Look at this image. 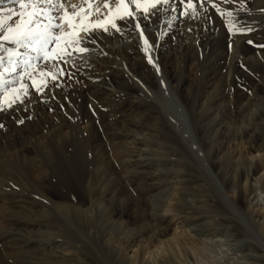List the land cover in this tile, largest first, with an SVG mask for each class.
Segmentation results:
<instances>
[{"label":"rangeland","instance_id":"374dc122","mask_svg":"<svg viewBox=\"0 0 264 264\" xmlns=\"http://www.w3.org/2000/svg\"><path fill=\"white\" fill-rule=\"evenodd\" d=\"M210 1L197 0L193 8L184 7L177 13L160 47V56L168 59L169 76L182 79L180 88L199 116L200 132L191 138L188 126L193 117L184 122L172 101L165 108L145 94L151 106H137L138 100H144L138 85L126 68L117 67L114 84H127L133 96L103 105L97 98L82 104L80 96L73 97L82 104L88 129L78 132L76 149L86 154L87 162L81 186L68 193L75 195L72 200L61 195L74 188L73 181L61 179L52 163L70 145L67 141L56 145L54 135L47 131L51 128L46 129L41 121L43 113L52 114L55 129L60 130L68 120L65 110L70 97L63 103L46 96L39 102L48 107L30 113L23 107L27 96L9 103L12 96L5 97L0 90V264H172L180 248L202 239L195 233L213 236L235 225L242 227L236 229L232 241L237 250L247 254L251 246L260 248L251 228L237 219L222 194L233 195L235 176L244 165L241 147L251 154L257 148L264 151V1L258 9L255 2L259 0H219L218 5ZM216 20L224 26L223 34L209 27ZM234 38L247 40L244 45L249 54L242 60L237 57L236 73H229ZM19 51L22 58L15 72L4 71V80L14 81L17 88L23 83L27 91L43 97L47 91L39 93L29 75L18 78L23 73V58H33L36 67L31 76L40 75L41 69L47 72L51 62L35 59L29 49ZM96 52L99 49L85 57L66 56L67 64L61 61L67 71L65 81L71 82L67 93L82 88L72 80L76 70L68 69L76 68L73 58L97 60ZM0 57L6 69L7 53L0 51ZM248 58L252 59L248 62ZM45 78L55 86L60 83L50 75ZM60 86V92L67 90ZM3 87L10 89L13 84ZM91 87L83 86L82 92ZM132 117L153 124L143 132L148 138L141 137L139 144L135 136L122 134L128 122L119 123ZM207 158L216 162L212 174ZM220 220L228 225L220 228Z\"/></svg>","mask_w":264,"mask_h":264},{"label":"bare ground","instance_id":"6f19581e","mask_svg":"<svg viewBox=\"0 0 264 264\" xmlns=\"http://www.w3.org/2000/svg\"><path fill=\"white\" fill-rule=\"evenodd\" d=\"M263 1L264 0H259L258 2H255L256 9H258L262 5ZM64 2L68 6H70L73 3L77 5H81L83 4L84 0H64ZM96 2L98 3L99 0H96ZM109 2L111 4V0H109ZM210 2L208 3L217 4L219 3V0H211ZM186 3L187 0H185V4ZM197 4H198L197 0H193V5L196 6ZM184 7L185 5L180 4L179 0H169L168 5L160 4L157 5L156 9L149 8L147 14L143 12L136 13V15L139 17L138 22L141 23V30L144 31L145 38L149 42L147 51L145 50L144 42L140 37V30H136L134 28V23L136 21L133 22L132 27L125 26L123 28L122 33H114L113 35H109L103 32H93L90 35V37L84 41L87 44L88 51L85 53L72 52L71 54L73 56H77V55L84 56L92 50L94 51L99 49V52H96V56H95L97 60H94L92 58L93 61H88L86 59L85 60L82 59L81 57L73 58L75 61L76 68L72 67L68 69L71 70V73H73V71L75 72L76 70L75 73L77 74V77L76 78L72 77V80H74L79 85H82V88H78V90L74 89V91L67 93L68 91L67 88L69 86L67 85V83H71V82L65 81V79H67L66 70H64L65 75H63V78L59 77V75H58L59 78L58 77L56 78L57 80H60L61 83V84L60 83L57 84L56 86L50 82L51 80L48 81L47 78H45V76L44 77L40 75L32 76L35 78L37 83L41 84L42 86L41 91L43 92L47 91V92L43 95V97H39L37 93L32 91L31 89L27 91V95L25 96H27L28 99L27 98L25 99V103H23V107L28 112L31 113V112H35L37 109H39L40 111L42 108H47L48 106L40 105L39 102L41 98L43 99L47 98L46 96H48L47 98L48 100H50V98L53 97V98H57L59 102L62 101L63 103L65 99L70 97L69 100L71 101V104H67L68 108L65 110V112L68 113L67 114L68 120L62 128L60 127L61 128L60 130L55 129L56 126H54V120H55L54 115L43 113L44 119L41 120L43 122L42 123L43 126L46 129L51 128L50 130L47 131L49 132V135H54L55 142H57L56 145L61 144L62 142L65 143L66 141L70 145V147L67 148L68 150H64L67 153H65L64 151L62 153L60 152L61 154H59L58 157L54 158L52 162L53 165L55 166L54 171L59 175L61 179L71 180V182L69 181V183H72V181L74 183L72 184L74 185V188L70 189V191L68 189L66 191V189L64 188L65 193L61 195L62 199L72 200V198L75 196L72 193L77 192L76 190L79 189V187L81 186V185L79 186L80 184L79 182L81 181V177H82L81 173L86 167V162H87L86 154L78 153L76 149V147L79 146L77 141L78 132L84 133V131L88 129L86 124H84L85 121H84V117L82 116L83 115L82 113L83 109H81L82 104L86 100L93 101L95 98H97L98 100H100V103L103 105L106 102H112L113 99L118 97L133 96V94H131L129 91L132 88H129L127 84H122L120 82L114 84L116 82L114 80L116 79L117 76L116 75L117 67L126 68L132 74L131 76H133L132 78L134 80V83H136L135 85H138V86L135 85L134 86L136 88L138 87V89L139 88L141 89L140 92L138 89L137 91L138 93H140L142 98H144V100H138L137 103L135 102L133 103L137 104V106L143 104H147L148 107L151 106L148 100H145L146 99L145 94H147L148 97L150 96L154 98L159 104H161L165 108L169 106L168 102L172 101L177 111L180 113V116L183 117L184 122L191 121L192 119L191 117H193L192 119L194 120L193 123H191L189 126L187 125L191 138H193L194 134L195 135L196 133L198 134L199 130L197 131V129L198 127H200V125L197 127L196 121L199 116L197 113L192 112L194 107L192 104H188L190 101L189 102L187 101L186 98L187 96L182 92V89L180 88V85L182 87V83H181L182 79L173 78L176 81L177 85L173 84L174 83L173 79L169 76V71L166 68L167 64L165 65V62L168 59L165 60L163 56H160V47H162L161 45L164 39L168 36L169 32L171 31L170 30L171 26L174 24L169 22L172 19H174L175 15L180 11H182ZM9 8L13 10L12 13L8 12ZM130 8L132 11L134 12L136 11L134 4L130 5ZM173 8H175V11L172 10ZM204 9L206 8L204 7ZM69 10L71 9L69 8ZM19 11H20L19 4L14 3L13 0H0V19H3L5 21V27H7L8 24H14L19 20V15H18ZM145 16H147V19H145ZM204 19L205 18H203V20ZM118 23H122V22L118 21ZM168 23L169 25L167 26ZM213 24L211 25L212 27L209 26L211 30L223 34L224 26L221 25V23L218 22L217 20L216 22L214 21ZM79 35L81 39H84L85 34L83 32H81ZM92 41H94V43ZM232 41L234 48H233L232 59L229 62L228 69H229V73H236L235 69H236V65H238L237 64L238 62L236 61L237 57H239L241 60L243 58H246L249 54V50H247V47L244 45L247 43L246 42L247 40L245 41L242 40L241 38H234ZM0 43H2V46H0V51L4 52V54L8 52V49H15L16 47L14 44H11L6 41ZM115 46H117V48H114ZM100 57H103L102 62L98 60ZM251 59L248 58L245 60L249 62ZM149 60H151V63H149ZM47 69L49 70V68ZM170 78L172 80H170ZM63 82H65L66 85L62 84ZM75 82L73 83L76 84ZM60 85H62L63 90L66 89L67 90L60 92L61 89ZM86 85L92 86L90 88L91 90L87 89L86 92H82L83 86ZM66 94H68V96H66ZM78 96H80L82 104L77 103L76 100L73 98V97L78 98ZM36 101L39 102V103L37 102L38 105ZM150 109L151 108H149L148 110L146 109V112H150ZM85 110H87V108ZM158 115H161V112ZM133 117L132 120H125L119 122V123L128 122L129 124L126 130H122V132H124L122 134L126 135V137L129 134L133 135L135 136L136 143L138 142L141 143L143 142V140L141 139V137L144 136L143 132L152 128L153 124H150L149 122L143 123L142 120L133 119ZM163 121L166 122L165 120ZM61 122L63 123L62 119ZM48 125L49 127L47 128L46 126ZM145 137L146 136H144V138ZM146 138H148V135ZM115 145H117V143H115ZM241 148L244 149L243 160H242L244 161L243 162L244 165L242 166L243 169L238 175L235 176L236 177L235 181L233 180L235 182L234 185L232 187L230 186L232 188L233 195L232 196L226 195L225 191H223L222 195L225 194L224 195L225 197L224 200L222 201H225L226 206L228 205L227 207H229L232 213H234L237 216V219H240L245 224L246 227L251 228V230L254 233V236H256L257 240L261 243L260 248L256 246H251V249L248 251L247 254L244 251L237 250L236 247L232 244V241L233 238H235L234 233L237 231L236 229L238 228L242 229V227L240 225L237 226L235 225V227L231 229L223 227V230L217 231L216 234H214L213 236L205 235V234L202 235L200 234V232L195 233L196 236H201L202 239L195 240L194 241L196 242L195 245L189 243V245H185L183 248H180L179 254L175 255L176 261L175 263L172 264H264V151L262 152L259 148H257L256 153L251 154L250 152H248L245 146ZM20 151L21 150L17 149L16 154L18 155L21 154ZM25 156L26 155H24V158ZM205 162L212 174V171L217 167L216 162L211 159L208 160V158L207 161L205 159ZM236 180L239 183V184L237 183L239 187L235 185ZM224 181L226 182L227 180ZM217 182L218 181H216V183ZM227 186L229 185L227 184ZM225 188L228 189V187L226 186ZM71 191L72 193L68 194ZM221 216H223V214H221ZM218 224L219 227L222 228V226L224 224H227V222H225V220H220V223ZM191 232L192 231H188L187 235L188 233L191 234Z\"/></svg>","mask_w":264,"mask_h":264},{"label":"snow or ice","instance_id":"6c2138e0","mask_svg":"<svg viewBox=\"0 0 264 264\" xmlns=\"http://www.w3.org/2000/svg\"><path fill=\"white\" fill-rule=\"evenodd\" d=\"M13 2L19 4V20L5 27V21L0 19V42L6 41L16 46L15 49H8L6 69L3 68L4 60L0 57V90H4L5 97L12 96V101L9 103L27 95V88L23 83L17 88L14 81L8 82L3 78L4 71L15 72L22 58L19 49H29L35 53V59L43 58L50 61L49 70L45 72L41 69L40 75H50L55 80L58 75H65L61 61L67 64L68 61L64 59L66 56L71 55L72 52L85 53L88 51L84 41L93 32H103L109 35L122 33L125 26L132 27L133 22L136 21L134 28L140 30V37L147 51L149 42L145 38L144 31L141 30V23L138 22L139 17L136 13L147 14L149 8L156 9L157 5L169 4V0H111V4L109 0H99L98 3L96 0H84L81 5L73 3L70 6L66 5L64 0H13ZM179 3L184 4L186 8L194 7L193 0H187L186 4L185 0H179ZM133 4L135 12L130 8ZM172 10L175 11V8ZM8 12L12 13L13 10L9 8ZM227 15L231 17L232 14L229 12ZM229 31H232L231 27ZM81 32L85 34L84 39L80 38ZM248 42L251 43V41ZM32 59L23 58V73L18 79H22L23 75H29L33 80V86L37 91H41L42 87L30 75L36 67ZM5 83H12L13 87L4 89Z\"/></svg>","mask_w":264,"mask_h":264}]
</instances>
